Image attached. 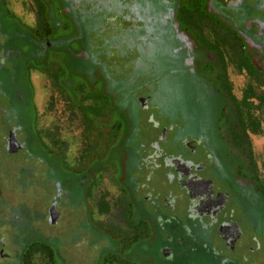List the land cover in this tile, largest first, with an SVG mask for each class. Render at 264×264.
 <instances>
[{
	"label": "flooded vegetation",
	"instance_id": "obj_1",
	"mask_svg": "<svg viewBox=\"0 0 264 264\" xmlns=\"http://www.w3.org/2000/svg\"><path fill=\"white\" fill-rule=\"evenodd\" d=\"M32 1L35 14L44 5L55 22L57 10L72 31H45L46 39H39L22 25L9 0H0V146L7 159L24 157L10 177L23 195L35 193L42 210L24 205L15 218H3L0 248L13 257L0 255V260L27 264L40 247L57 264H86L97 256V264H119L118 241L92 227L87 217L89 173L77 175L63 169L54 155L46 156L34 128L32 74L55 75L60 66L87 81L98 74V82H112L121 93L119 144L126 146L120 147L121 183L135 211L133 220L142 228L125 247L140 242L137 264L259 263L264 179L256 174L251 149L243 148L248 131L230 100L226 66L234 55L236 68L250 81H264V0ZM50 54L62 55V62L56 65ZM115 55L120 63L131 61L126 76L125 68L118 74L107 64L116 62ZM141 87L145 96L138 97ZM225 100L229 105L221 104ZM143 118L152 126L144 142L138 125ZM169 129H176L183 154L166 158L160 139ZM157 159L166 163V183L175 184L186 198L185 222L174 216L177 198L170 192L160 195L149 181ZM237 206L244 216L236 217Z\"/></svg>",
	"mask_w": 264,
	"mask_h": 264
},
{
	"label": "rangeland",
	"instance_id": "obj_2",
	"mask_svg": "<svg viewBox=\"0 0 264 264\" xmlns=\"http://www.w3.org/2000/svg\"><path fill=\"white\" fill-rule=\"evenodd\" d=\"M9 2L12 11L19 18L22 25L31 30L39 39H46V36H43L45 31L48 35L52 33L63 35L72 31L71 23L60 15L57 10L55 11L56 19L53 22L48 17V12L44 5H42V12H40V8L38 9V13L35 14L34 8H37L35 1L9 0ZM54 26L57 28L56 31L51 30ZM38 27L41 28L39 32H37ZM204 32L206 33V31ZM113 57L116 62L114 64L108 62L107 64L109 66H116L118 74H121L122 71L119 68H125L124 76H126L131 61L120 63V59L116 55ZM226 58L228 59L227 55ZM61 59L62 55L60 54L49 55V60L55 62L56 65L62 62ZM57 67H59V70L55 75H44L37 72L32 74L35 92L34 101L37 109L36 122L34 124L35 131L42 138V145L46 156L49 154L54 155L63 169L75 172L77 175L82 172L89 173L88 187L90 188L86 201V210L92 227L100 228L104 232L109 233L110 237L115 241H118L120 245L119 264H127V259H133L134 263L131 264H137L138 260L142 259V255L138 250L140 242L136 241L132 246L125 247L126 245H131L130 242L127 244L129 239H136L142 234V228L138 224H135L133 220L135 211L132 207H128V196L124 192L121 183L122 176L120 170L122 169L124 154L120 151V147L122 145L121 149L125 150L126 146L125 144H119L123 137V109L120 108L122 96L120 95L119 88H111L112 86H109L106 81L98 82V74L95 75V81H87L76 76H70L68 71H65L60 66ZM226 67L228 81L226 88L230 89L231 95L234 97L233 101L238 107L241 128L248 131L252 163L256 174L263 180L264 105L260 103V98L264 100V91L260 83L250 81L245 72H241L236 68L234 55H230ZM141 83L143 82H137L139 86ZM250 86L255 90V98L246 100L245 104L243 103V97ZM141 89L142 87L136 90V96H145L141 92ZM38 96L42 97L43 102L41 106L38 102ZM222 103L229 105L227 100ZM150 113L153 114V112ZM155 118L159 124L165 125V122L160 121V117ZM138 125L140 126V134H142L141 139L144 142L146 140L145 136L147 137L151 133L152 126L149 123L146 124L144 118ZM133 130L134 128L128 131L131 132ZM177 136L176 129H169L165 133L164 138L160 139V147L163 149V155L166 158L183 154L176 142ZM133 144L137 143L133 142ZM23 158L21 155L17 159L14 158L15 160L12 158L7 159L0 146V200L6 203V205L0 206L3 212H1L3 215L1 214L0 225H5L3 219L5 214L9 219L8 221H10L13 217L15 218V214L24 205L31 211L35 210L34 208L37 209V212L42 211L38 209V205H35V193L29 191L32 193L23 195L21 190L18 187L16 188V180L9 176V174H16L17 170L20 169L19 166L21 164L18 159L23 160ZM164 160L157 159L156 164L158 166L150 171L149 181L157 188L160 195L170 192L177 198L174 216L179 222H185L186 198L175 184L166 183L164 177L166 163L163 164ZM202 160L205 165L206 163L207 165L209 164L204 156ZM1 173L6 176H3ZM15 177L18 176L15 175ZM139 187H142L144 190L143 185H139ZM145 187L147 189L150 188L147 183ZM97 208L99 209V213L96 212ZM237 208L235 209L238 212L236 217H240L239 213L244 216L239 210L240 207L237 206ZM83 211L81 210L80 212L81 216ZM227 211L229 212L228 208ZM243 218H241V222H244ZM241 226L245 229L243 224ZM216 243L219 244L218 241ZM3 252L5 250L0 248L1 257L8 259L13 257L12 254L7 255L3 254ZM80 252L78 251L76 254ZM126 252L128 253L127 255L125 254ZM97 257H88L84 260V263L97 264ZM0 264L17 263H7L0 260ZM27 264H57V260L52 259V256L43 248L37 247L31 252Z\"/></svg>",
	"mask_w": 264,
	"mask_h": 264
},
{
	"label": "trees",
	"instance_id": "obj_3",
	"mask_svg": "<svg viewBox=\"0 0 264 264\" xmlns=\"http://www.w3.org/2000/svg\"><path fill=\"white\" fill-rule=\"evenodd\" d=\"M241 67H239V69H240ZM249 72H250V70H249ZM256 82H258V83H260L261 85H264V81H262L261 82V80H257ZM108 84H109V86H112L111 84H112V82H108ZM111 88H113V87H111ZM229 91H230V89H228ZM252 98H255V90H254V88L253 87H248L247 88V91H246V93H245V95H244V97H243V103H245L246 104V100H249V99H252ZM230 100L234 103V97H232V95L230 96ZM260 103H262V105H264V100L262 99V98H260ZM243 148H245V150L246 151H248L249 152V150H250V144H249V142H248V137H246V139H245V142L243 143ZM1 174H3V173H1ZM3 176H6L5 174H3ZM9 176H11L10 174H9ZM2 205V200H0V206ZM103 206H105V205H103ZM106 207V206H105ZM104 209V208H103ZM2 209H1V207H0V218H1V216L3 215L2 213V211H1ZM2 212V213H1ZM23 212H26L25 210H23ZM2 214V215H1ZM6 215V214H5ZM5 215L3 216V217H5ZM2 217V218H3ZM259 263L257 262V263H255V264H264V251L263 252H260V254H259Z\"/></svg>",
	"mask_w": 264,
	"mask_h": 264
},
{
	"label": "bare ground",
	"instance_id": "obj_4",
	"mask_svg": "<svg viewBox=\"0 0 264 264\" xmlns=\"http://www.w3.org/2000/svg\"><path fill=\"white\" fill-rule=\"evenodd\" d=\"M37 99V98H36ZM38 102H39V104H40V106L42 105V97L41 96H38Z\"/></svg>",
	"mask_w": 264,
	"mask_h": 264
},
{
	"label": "water",
	"instance_id": "obj_5",
	"mask_svg": "<svg viewBox=\"0 0 264 264\" xmlns=\"http://www.w3.org/2000/svg\"><path fill=\"white\" fill-rule=\"evenodd\" d=\"M12 153H14V151H12ZM50 217H51V215H50Z\"/></svg>",
	"mask_w": 264,
	"mask_h": 264
}]
</instances>
